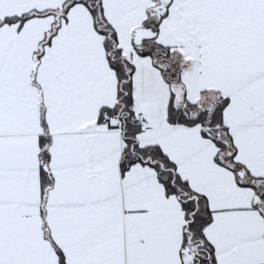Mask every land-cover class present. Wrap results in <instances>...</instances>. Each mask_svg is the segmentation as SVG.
<instances>
[{"label": "snow or ice", "instance_id": "6c2138e0", "mask_svg": "<svg viewBox=\"0 0 264 264\" xmlns=\"http://www.w3.org/2000/svg\"><path fill=\"white\" fill-rule=\"evenodd\" d=\"M0 264H264V0H0Z\"/></svg>", "mask_w": 264, "mask_h": 264}]
</instances>
